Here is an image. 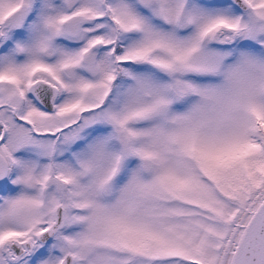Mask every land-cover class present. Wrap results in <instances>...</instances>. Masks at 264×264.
Here are the masks:
<instances>
[{
	"label": "snow or ice",
	"instance_id": "6c2138e0",
	"mask_svg": "<svg viewBox=\"0 0 264 264\" xmlns=\"http://www.w3.org/2000/svg\"><path fill=\"white\" fill-rule=\"evenodd\" d=\"M0 264H264V0H0Z\"/></svg>",
	"mask_w": 264,
	"mask_h": 264
}]
</instances>
